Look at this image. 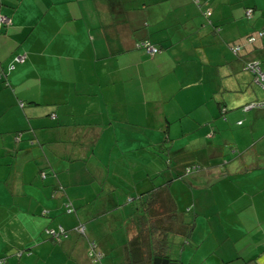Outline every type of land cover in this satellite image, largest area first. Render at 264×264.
I'll list each match as a JSON object with an SVG mask.
<instances>
[{
	"label": "crops",
	"instance_id": "1",
	"mask_svg": "<svg viewBox=\"0 0 264 264\" xmlns=\"http://www.w3.org/2000/svg\"><path fill=\"white\" fill-rule=\"evenodd\" d=\"M199 1L0 0V15L10 18L0 23L5 264H121L119 246L127 234L110 229L118 218L126 220L112 212L120 203L107 197L92 204L112 161L110 149L108 156L96 154L102 135L107 146L129 140L128 152H145L136 168L129 165L144 182L136 192L150 188L155 175L174 177L170 153L182 137V166H204L184 177L194 179L189 187L199 188L193 191L195 207L206 211L207 220L196 224L218 228L216 245L197 264H264V107L249 105L264 90L243 68L247 59L264 66V35L246 42L239 55L231 49L252 30H264V0ZM246 7L252 15H245ZM144 37L160 51L137 48ZM22 53V60H14ZM170 113L192 116L197 124L170 137ZM156 119L165 124L156 125ZM163 129L164 137L153 133ZM160 140L172 142L165 145V165L154 150ZM80 222L84 234L73 229ZM59 224L68 234L53 240L46 229ZM238 227L245 238L240 245L234 241ZM89 241L102 253L98 260L88 253Z\"/></svg>",
	"mask_w": 264,
	"mask_h": 264
},
{
	"label": "rangeland",
	"instance_id": "2",
	"mask_svg": "<svg viewBox=\"0 0 264 264\" xmlns=\"http://www.w3.org/2000/svg\"><path fill=\"white\" fill-rule=\"evenodd\" d=\"M142 57H139L138 60L142 61ZM138 61V62H139ZM147 86V85H146ZM156 115L158 113H155ZM171 115V131H170V137L176 136L178 134H182V131L189 130L190 127L196 126V121L192 116H184L182 115L180 118L178 117V114H172ZM144 120V118L142 119ZM165 124V121L156 119V125L163 126ZM150 130V129H149ZM91 131V129L89 130ZM119 133L122 135V133H125V130L118 129ZM165 130H153V133L157 135V137L161 138L165 135ZM157 133V134H156ZM159 133V134H158ZM132 135V133H126L124 134L125 137L129 138ZM159 135V136H158ZM177 137V136H176ZM179 137V136H178ZM165 139V138H164ZM99 143L95 145V151L96 154H98L100 157H103L104 155H109L108 150L111 151L110 159L112 160L109 164V175L107 181L103 185V189L98 191L97 196H95L94 199H92V204H95L96 206L100 205L102 201H106L107 197H114V199L120 203L115 209L112 210L117 216L118 214H123L124 219H127L128 213L130 212V208L132 206V200L131 197L135 196L138 192L135 191V189H138L143 186V181L137 176V174H134L133 171L136 168L137 161L141 158L142 154L145 155L144 151L141 150H132L131 152H128L127 149L131 148V144L129 140H126V142H123L120 146L117 144H114L113 146H107L106 139L102 135V139L98 140ZM123 141V140H122ZM174 150L175 152L170 155L172 158V163L174 167V179L171 181L169 188L172 194L174 195L177 204L179 207L184 208L187 205L191 204L194 205L195 200L193 197V191L194 194L199 191V188L196 186L194 189L190 190L189 183L193 182V178L190 176L187 178H190L191 181L188 182L184 177L190 174L186 171V165L182 166L181 158L185 154V147L183 146L184 143H186L185 140H183L182 137L174 139ZM164 143V145H163ZM172 144L170 140H160L157 145H154V150L158 154V162L160 165H163L162 158L166 159L167 156H169L168 152L166 151L165 145L166 144ZM91 146H85V150L91 151ZM122 150V151H121ZM189 152V150H186ZM155 156V154H153ZM148 160L144 162V164H147L150 162V157L147 156ZM145 159V157H143ZM237 162V161H236ZM230 163H233L232 160ZM165 165V164H164ZM255 166V164H254ZM147 168V167H146ZM204 166L202 168L197 169L196 171H203ZM201 173V172H199ZM115 180H118L119 182L116 183ZM164 180H167L164 178L161 174L155 175L152 178H149V181H152L153 184H151V187L153 185L161 184ZM111 184H117V186L112 187ZM200 184L194 183V186ZM82 185H86L85 183H82ZM201 185V184H200ZM199 185V186H200ZM186 186V190H185ZM146 189V188H141ZM190 192V193H188ZM217 200V198H216ZM192 211H186V214L195 216V220H207L205 218L206 211L200 210L199 206L198 208L192 207ZM209 209V208H208ZM210 217V216H209ZM211 218H214L211 217ZM127 220H122L118 218L116 221L110 224V229L114 230L115 232H118L119 229L123 230V232H126L125 223ZM224 223L230 224L232 223V220H224ZM228 226V227H229ZM211 227V225L208 223L205 225V227L202 224H196L194 225L193 234H195V238L193 239L191 236H189L187 239L180 235H170V241H169V247L168 252L171 255L179 256L184 264H197L200 261H204L205 254L210 249H212L216 242L215 239V231L214 229H218L217 227L213 226V230H208ZM207 230L208 232H206ZM241 227H238L237 234L234 236V241L237 244H241L245 238L243 236H239L241 232ZM202 238V248L199 247L200 239ZM207 239V240H206ZM198 248V250L193 253L194 248ZM182 254H185L184 257H182ZM190 261V263H189ZM250 261V260H249ZM218 262V260L216 261ZM215 262V263H216ZM213 264V263H208Z\"/></svg>",
	"mask_w": 264,
	"mask_h": 264
},
{
	"label": "trees",
	"instance_id": "3",
	"mask_svg": "<svg viewBox=\"0 0 264 264\" xmlns=\"http://www.w3.org/2000/svg\"><path fill=\"white\" fill-rule=\"evenodd\" d=\"M193 1L198 6L202 4L199 0ZM252 11V7H246L245 15H252ZM203 12L206 15L210 14L208 7H205ZM262 35H264V30L262 28L254 29L245 36V41L243 43L235 42L232 44L231 49L234 54L239 55L246 42L253 44L257 39L262 37ZM135 45L146 54L154 55L157 51H160V46L156 45L154 42L152 43L151 40L146 37L137 40ZM149 45L154 46L156 50L150 52L148 49ZM253 60H258L260 66L264 69L263 63H261L259 59L244 60L243 68L252 72L255 81L260 84L256 73L247 67V64ZM260 86L264 90L261 84ZM263 98L258 101H261ZM260 106L264 107V105ZM199 168H201L199 164L191 163L186 166V171L194 172ZM173 178L164 180L161 184L142 190L133 196L132 206L126 219L127 222L125 223L127 237L119 246L121 264H183L179 256L171 255L168 252L170 235H180L185 239L192 235L195 225V216L193 217V215L186 214V211H192V207H195V203L194 205L189 204L184 208L178 206L169 188ZM221 196L223 197V195ZM68 206L66 211L70 212L72 209L71 206ZM73 229L80 234L85 233L84 224L82 222L75 225ZM68 231L69 228L59 224L57 228H47L45 233L53 240H58L61 238L60 236H66ZM94 244V241H89L88 253L94 260H98L102 253L96 249V245ZM18 252L21 253V250ZM9 255V253L0 255V264L8 263ZM246 259L245 261H249V258Z\"/></svg>",
	"mask_w": 264,
	"mask_h": 264
},
{
	"label": "built area",
	"instance_id": "4",
	"mask_svg": "<svg viewBox=\"0 0 264 264\" xmlns=\"http://www.w3.org/2000/svg\"><path fill=\"white\" fill-rule=\"evenodd\" d=\"M10 21V18L6 15H0V23H7ZM148 49L150 52H154L156 50V48L152 45L148 46ZM25 57V53L22 54H17L14 56V60L19 61L22 60ZM247 67L254 71L258 77V80L260 82V84L264 87V69L260 66L259 61L258 60H253L251 62H249L247 64ZM254 104L256 105H264V98L261 101L258 102H252L249 105L253 106ZM246 105V106H249ZM1 261V260H0Z\"/></svg>",
	"mask_w": 264,
	"mask_h": 264
}]
</instances>
